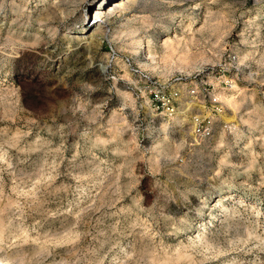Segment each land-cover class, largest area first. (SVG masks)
Masks as SVG:
<instances>
[{
    "label": "clouds",
    "instance_id": "obj_1",
    "mask_svg": "<svg viewBox=\"0 0 264 264\" xmlns=\"http://www.w3.org/2000/svg\"><path fill=\"white\" fill-rule=\"evenodd\" d=\"M106 4L0 0V264H264V0Z\"/></svg>",
    "mask_w": 264,
    "mask_h": 264
},
{
    "label": "rangeland",
    "instance_id": "obj_2",
    "mask_svg": "<svg viewBox=\"0 0 264 264\" xmlns=\"http://www.w3.org/2000/svg\"><path fill=\"white\" fill-rule=\"evenodd\" d=\"M98 2H99V0H98ZM120 2V0H107V4L105 5V7L107 8V7H109L110 6V4L112 5L113 4V6L115 5V4H117V3H119ZM94 11V8H92V9H90L89 10V15L91 16L92 15V12ZM89 31H91V29H89Z\"/></svg>",
    "mask_w": 264,
    "mask_h": 264
},
{
    "label": "bare ground",
    "instance_id": "obj_3",
    "mask_svg": "<svg viewBox=\"0 0 264 264\" xmlns=\"http://www.w3.org/2000/svg\"><path fill=\"white\" fill-rule=\"evenodd\" d=\"M111 6H113V4H112V5L110 4V6H109V7H111Z\"/></svg>",
    "mask_w": 264,
    "mask_h": 264
}]
</instances>
